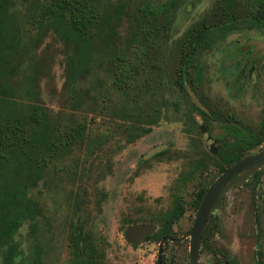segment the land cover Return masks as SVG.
I'll use <instances>...</instances> for the list:
<instances>
[{
  "label": "rangeland",
  "instance_id": "1",
  "mask_svg": "<svg viewBox=\"0 0 264 264\" xmlns=\"http://www.w3.org/2000/svg\"><path fill=\"white\" fill-rule=\"evenodd\" d=\"M96 1L103 10L123 7L121 20L113 23L114 45L143 46L148 51V69L161 74L162 87L146 98L158 119L148 134L127 142L126 122L111 113H99V101L104 98L111 99L112 107L120 106L106 58L99 60L96 55L88 75L76 84L69 83V49L52 27L25 31L29 3L14 1L11 13L25 31L22 43L28 48L15 58L14 99L23 108L40 106L54 126L89 123L88 141L61 153L47 167L44 178L28 191L41 205L43 215L36 218L34 231L24 222L15 236L21 264H71V232L77 225L90 234L98 264H156L158 241L131 246L125 239L126 222L153 221L157 225L155 220L180 195L185 214L174 223L173 231L175 237H182L193 225L196 211L190 205L200 184L209 187L220 175L213 162H208L201 175L188 177L193 161L212 155V140L222 139L225 132L220 123L202 117L198 108H206L197 93L190 86L183 93L172 78L177 42L218 0H175L178 8L171 30L167 37H156L157 46L146 45L139 32L135 17L142 0ZM260 1L236 0L234 15L250 18L249 10ZM232 35L236 36L228 39ZM197 61L198 89L205 102L259 128L264 121V28L243 27L217 39ZM143 124V120L133 122ZM157 147H164L160 153L165 154L144 160ZM259 177L260 184L249 179L223 195L212 214L215 234L203 243L198 264H256L259 244L264 259V168ZM163 262L189 264V238L168 243Z\"/></svg>",
  "mask_w": 264,
  "mask_h": 264
},
{
  "label": "trees",
  "instance_id": "2",
  "mask_svg": "<svg viewBox=\"0 0 264 264\" xmlns=\"http://www.w3.org/2000/svg\"><path fill=\"white\" fill-rule=\"evenodd\" d=\"M14 1L29 3L30 10L25 19L28 30L25 31L52 27L69 49V83L76 84L88 75L96 55H99V60L106 58L111 87L119 95L120 106L112 107L111 99L104 98L99 101V113H111L126 122L127 142L132 143L141 135L148 134L150 126L157 121L158 115L153 113L146 98L147 95H154L163 84L158 70L153 71L154 75L148 69L147 49L132 47L129 42L122 48L114 45L117 34L113 23L121 20L124 13L122 6L103 10L96 0H0V264H21L15 236L24 222H29L34 231L36 218L43 215L41 205L28 196V191L44 178L47 167L61 153L88 141L89 126L85 120L66 128L54 126L40 106L27 105L25 110L23 104L14 99L11 83L18 67V59L15 58L21 49H28L22 43L25 31L11 13ZM236 5V0H218L206 16L186 31L175 47L172 75L175 85L183 93L186 86H190L206 108H198L202 117L220 123L225 137L232 139L229 143L218 145L216 155L195 159L190 166L189 178L201 175L208 162H213L221 174L264 144V123L259 131L248 128L234 115L211 108L198 89L200 74L197 57L212 49L217 39L243 27H258V17L264 14V0L249 10L250 18L235 16ZM177 8L175 0L140 2L135 18L146 45H156L159 35L168 36ZM76 100L79 101L78 98ZM139 120H143L142 126L133 125ZM164 154H157L156 157ZM206 188L202 183L198 188L191 204L195 211ZM184 213L182 196L177 195L171 207L155 220L158 229L149 240L160 241L168 235L174 236L173 225ZM136 223L138 221L126 222L127 227ZM209 232L208 225L203 243H206ZM70 248L71 264H98L90 234L82 225L72 230ZM256 264H264L260 250L256 252Z\"/></svg>",
  "mask_w": 264,
  "mask_h": 264
},
{
  "label": "water",
  "instance_id": "3",
  "mask_svg": "<svg viewBox=\"0 0 264 264\" xmlns=\"http://www.w3.org/2000/svg\"><path fill=\"white\" fill-rule=\"evenodd\" d=\"M236 35L229 36L228 39ZM201 133H204L203 126L200 127ZM230 142L229 139L213 141L210 150L216 153V144ZM164 147H157L144 155L147 160L162 152ZM264 167V148L253 151L249 156L239 160L226 168L207 188L196 213L193 225L180 238L173 239L168 236L163 238L158 245L156 264H162L163 247L166 242L181 243L189 238V264H198L199 252L202 247V236L207 226L208 219L213 211L219 205L222 196L233 187H241L257 171ZM157 227L153 224H136L125 229V239L130 245L145 242L146 238L155 233Z\"/></svg>",
  "mask_w": 264,
  "mask_h": 264
},
{
  "label": "flooded vegetation",
  "instance_id": "4",
  "mask_svg": "<svg viewBox=\"0 0 264 264\" xmlns=\"http://www.w3.org/2000/svg\"><path fill=\"white\" fill-rule=\"evenodd\" d=\"M258 19H259V25H258V27L257 28H264V14H261L259 17H258ZM241 121V120H240ZM242 122V121H241ZM264 123V121L261 123V125L259 126V128H257V129H254V128H252V127H249V126H247L246 124H244L243 122H242V124L243 125H245V126H247L248 128H252V130H254V131H259V130H261L262 129V124ZM200 132H201V130H200ZM224 138H227V139H229L230 140V142L232 141V139L231 138H228V137H223L222 139H224ZM222 139H220V140H222ZM213 141H218V140H212V142H211V145H212V143H213ZM227 143V142H226ZM229 143V142H228ZM222 144H224V143H222ZM211 145H210V147H211ZM218 145H221V144H216V146H215V150H216V148H217V146ZM261 148H264V144L259 148V149H261ZM210 153L212 154V155H216L217 154V150H216V153L215 154H213L212 152H211V150H210ZM250 155V154H249ZM249 155H247V156H249ZM246 157V156H245ZM244 157V158H245ZM243 159V158H242ZM238 162V161H237ZM228 168V167H227ZM264 167H262L259 171H257L256 173H254L249 179H253L254 180V182H257L258 184H260V181H261V179H260V177H259V172L263 169ZM258 177H259V179H258ZM257 178V179H256ZM249 179L247 180V182L249 181ZM247 182H245V183H247ZM262 182H264V180L262 181ZM244 183V184H245ZM243 184V185H244ZM242 187V186H241ZM208 188V187H207ZM207 188H206V190H207ZM206 192V191H205ZM196 196V195H195ZM223 197V196H222ZM221 200H222V198L220 199V202H221ZM193 201V200H192ZM220 202H219V204H220ZM191 204H192V202H191ZM191 206V205H190ZM219 206V205H218ZM218 206H217V208H218ZM192 207V206H191ZM199 207V206H198ZM184 208H185V206H184ZM193 208V207H192ZM217 208H216V210H217ZM197 210H198V208H197ZM197 210H196V213H197ZM215 210V211H216ZM214 212V211H213ZM213 212L211 213V215H210V217H209V219H208V222H207V226L209 225V228H210V232H209V234H208V236L210 237L211 235H212V237L214 236V234H215V230H216V228L214 227V228H212L211 229V225H212V214H213ZM185 214V213H184ZM136 224H153V223H136ZM136 224H133V225H136ZM153 225H155L156 227H157V229H158V224L156 225V224H153ZM130 226H132V225H130ZM207 226H206V228H207ZM129 227V226H128ZM206 228H205V230H206ZM157 231V230H156ZM205 232V231H204ZM154 234V233H153ZM152 234V235H153ZM204 234V233H203ZM152 235H150V236H152ZM150 236H148L147 238H146V240L145 241H150L149 240V237ZM168 236H170V237H172L173 239H178V238H180V237H175V235L174 236H171V235H168ZM168 236H166V237H168ZM163 238H165V237H163ZM162 238V239H163ZM161 239V240H162ZM188 239V238H187ZM160 240V241H161ZM186 240V239H185ZM184 240V241H185ZM160 241H158V243L160 242ZM183 241V242H184ZM166 243H173V242H166ZM164 244V247L167 245V244ZM134 245H138V244H134ZM159 245V244H158ZM202 245H203V236H202ZM131 246H133V245H131ZM164 247H163V251H164ZM258 247H259V249L257 250V251H261V244H259L258 245ZM202 248V247H201ZM201 251V250H200ZM256 251V252H257ZM158 252V251H157ZM261 254H262V251H261ZM199 255H200V252H199ZM255 257H256V253H255ZM262 259H263V256H262ZM157 260V259H156ZM199 260V259H198ZM264 260V259H263ZM162 264H164V262H163V256H162Z\"/></svg>",
  "mask_w": 264,
  "mask_h": 264
}]
</instances>
